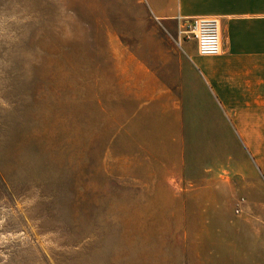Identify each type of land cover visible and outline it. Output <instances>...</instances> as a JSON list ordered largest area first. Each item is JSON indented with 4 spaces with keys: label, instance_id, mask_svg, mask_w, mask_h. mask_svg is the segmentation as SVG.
<instances>
[{
    "label": "rangeland",
    "instance_id": "obj_1",
    "mask_svg": "<svg viewBox=\"0 0 264 264\" xmlns=\"http://www.w3.org/2000/svg\"><path fill=\"white\" fill-rule=\"evenodd\" d=\"M135 11L0 0V264H264V125L149 141L108 77Z\"/></svg>",
    "mask_w": 264,
    "mask_h": 264
},
{
    "label": "crops",
    "instance_id": "obj_2",
    "mask_svg": "<svg viewBox=\"0 0 264 264\" xmlns=\"http://www.w3.org/2000/svg\"><path fill=\"white\" fill-rule=\"evenodd\" d=\"M134 3L135 13L125 20L126 49L116 54L125 65L121 71L112 65L108 77L112 98L116 87L128 109L150 111V120L139 124L149 141L199 140L184 136L216 119L264 125V0ZM195 17L218 20L220 55L202 57L194 40L179 35L180 21Z\"/></svg>",
    "mask_w": 264,
    "mask_h": 264
},
{
    "label": "built area",
    "instance_id": "obj_3",
    "mask_svg": "<svg viewBox=\"0 0 264 264\" xmlns=\"http://www.w3.org/2000/svg\"><path fill=\"white\" fill-rule=\"evenodd\" d=\"M179 35L186 40H194L197 45V52L202 57L218 56L222 51L219 24L215 18L182 19Z\"/></svg>",
    "mask_w": 264,
    "mask_h": 264
},
{
    "label": "bare ground",
    "instance_id": "obj_4",
    "mask_svg": "<svg viewBox=\"0 0 264 264\" xmlns=\"http://www.w3.org/2000/svg\"><path fill=\"white\" fill-rule=\"evenodd\" d=\"M122 224V223H121ZM124 225H128V224H124ZM111 226V225H110ZM114 227V226H113ZM115 228V227H114ZM130 229H132V228H130ZM112 230V229H111ZM129 230V229H128ZM108 233V232H107ZM114 233H117L116 231L114 232ZM125 233H127V232H125ZM138 233V232H137ZM112 234V233H111ZM134 234V233H133ZM133 234L131 233V235L130 234H127V235H130L131 236V244H132V248H130L129 247V249L127 250V252H126V254L127 255H135V256H140V255H136V253H138V252H140V253H143L144 252V249H142V246L144 245L143 243H141V244H138L137 242H135V236H133ZM113 236V235H112ZM126 236V235H125ZM114 237H115V235H114ZM129 237V236H128ZM117 238V237H116ZM127 238V237H126ZM115 239V238H114ZM118 241V240H117ZM123 241V240H122ZM125 241V240H124ZM129 241H130V239H129ZM116 243V242H115ZM114 243V244H115ZM127 246V245H126ZM145 246V245H144ZM120 253H122V252H120ZM129 261H131V260H129Z\"/></svg>",
    "mask_w": 264,
    "mask_h": 264
}]
</instances>
